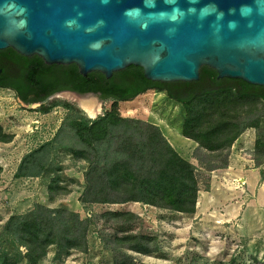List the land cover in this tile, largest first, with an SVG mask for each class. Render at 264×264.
<instances>
[{
    "label": "rangeland",
    "instance_id": "obj_1",
    "mask_svg": "<svg viewBox=\"0 0 264 264\" xmlns=\"http://www.w3.org/2000/svg\"><path fill=\"white\" fill-rule=\"evenodd\" d=\"M69 96L93 99L97 112L90 117ZM63 104L91 120L116 112L131 126L115 128L108 139L89 146L72 129L76 112ZM43 105L52 107L43 112ZM230 107V115L241 126L259 127L246 129L230 148L213 153L183 136L188 108L166 92L148 90L127 102L62 92L44 103L27 104L13 90L0 88V127L6 135L5 142H0V254L18 260L21 256V264H28L22 259L26 248L8 225L42 207L77 214L87 234L82 248L51 246L39 264H117L124 256H132L133 264H263L264 179L249 184L246 176L255 169L264 170V159L256 152V140L264 136V104L249 99ZM148 129L158 132L197 168L199 195L194 214L122 203L124 191L105 180L107 164L117 161L123 140L131 138L127 140L131 144L126 143L135 144L141 141L142 130ZM125 130L128 135L124 136ZM22 164V176L17 178ZM225 164L226 168H218ZM91 171L89 192L86 178ZM118 213L134 216L118 217ZM134 236H148L153 253L131 251L133 243L126 238Z\"/></svg>",
    "mask_w": 264,
    "mask_h": 264
},
{
    "label": "trees",
    "instance_id": "obj_2",
    "mask_svg": "<svg viewBox=\"0 0 264 264\" xmlns=\"http://www.w3.org/2000/svg\"><path fill=\"white\" fill-rule=\"evenodd\" d=\"M7 53L10 64L21 73L11 86L3 83L0 77V88L13 87L18 98L25 103H44L57 91L100 94L105 100L127 102L148 90L156 89L166 92L169 98L188 108L183 136L213 153L230 148L246 129L259 127L258 124L241 126L238 119L230 115V106L249 99L261 100L264 104V87L237 79H219L218 73L208 66L201 68L197 82L161 83L147 80L143 69L138 66H130L116 72L110 79L100 72L83 76L74 64L48 65L38 56L25 57L11 48L0 51L2 71L7 69L4 61ZM133 88L136 89L129 94ZM30 95H35L36 99L29 101ZM63 105L76 112V118L71 122L72 129L76 136L89 146H95L96 143L108 139L115 128L131 126L130 121L116 112H108L91 120L71 105ZM51 107L43 105L40 110L48 112ZM124 133V136L128 135L126 130ZM141 133V141L135 144L130 145V141H127L131 138L123 140L121 148L116 151L117 161L107 164L105 180L112 188L124 191L126 197L122 203L137 202L172 212L194 214L199 195L197 168L182 158L158 132L148 129L142 130ZM5 137L0 127V142H5ZM256 152L264 159V136H259L256 140ZM34 155L35 153L25 158L24 162L30 161ZM124 156H129L130 159H121ZM259 166L260 164L257 165ZM226 167L227 164L218 168ZM21 169L23 164L16 174L17 178L22 176ZM1 172L0 166V174ZM91 173L92 171L86 178L89 192L92 190ZM260 174L263 178L264 170H260ZM85 195H88V190ZM116 216L132 217L134 214L118 213ZM81 225L83 223H79V216L75 213L38 207L24 218L12 219L8 229L13 228L20 245L26 248L22 259L28 264H39L51 246L66 250L82 248L87 231L85 225L84 230ZM126 240L133 243L129 248L131 251L144 255L153 253L148 236L128 237ZM19 257L18 260L0 254V264H21V256ZM117 264H133V257L124 256V260Z\"/></svg>",
    "mask_w": 264,
    "mask_h": 264
},
{
    "label": "water",
    "instance_id": "obj_3",
    "mask_svg": "<svg viewBox=\"0 0 264 264\" xmlns=\"http://www.w3.org/2000/svg\"><path fill=\"white\" fill-rule=\"evenodd\" d=\"M9 48L83 76L138 66L149 81L188 83L208 66L264 87V0H0Z\"/></svg>",
    "mask_w": 264,
    "mask_h": 264
},
{
    "label": "flooded vegetation",
    "instance_id": "obj_4",
    "mask_svg": "<svg viewBox=\"0 0 264 264\" xmlns=\"http://www.w3.org/2000/svg\"><path fill=\"white\" fill-rule=\"evenodd\" d=\"M8 56H9V54L7 53V55L4 57V61H5V64L7 65V69L5 71H2V70L0 71V77H1V81L3 83L8 84L9 86H11V84L13 85L15 83V81L17 80L18 76L20 75L21 71L20 70H17L14 66H12L13 64H10V61L8 59ZM5 88L6 89H11V90H13L17 94V92L15 91V89H13V87H5ZM135 89L136 88H133L128 93L129 94L132 93ZM62 92H66V91H57L56 93H54L53 95H51L49 98H51V97H53V96H55V95H57L59 93H62ZM94 95H96V96H98L99 98L102 99V97H101L100 94H94ZM28 99H29V101H33L34 99H36V96L35 95H30L28 97ZM111 100H113V99H111ZM120 102H122V101H120ZM27 104H29V102Z\"/></svg>",
    "mask_w": 264,
    "mask_h": 264
},
{
    "label": "bare ground",
    "instance_id": "obj_5",
    "mask_svg": "<svg viewBox=\"0 0 264 264\" xmlns=\"http://www.w3.org/2000/svg\"><path fill=\"white\" fill-rule=\"evenodd\" d=\"M70 99H73L75 102H78V104L81 106V108L88 113V115L90 116H94L95 113L97 112V110L95 109V107H97V103L95 104L92 100H85L84 98L79 99V98H75L73 96H69ZM90 116V117H91Z\"/></svg>",
    "mask_w": 264,
    "mask_h": 264
},
{
    "label": "crops",
    "instance_id": "obj_6",
    "mask_svg": "<svg viewBox=\"0 0 264 264\" xmlns=\"http://www.w3.org/2000/svg\"><path fill=\"white\" fill-rule=\"evenodd\" d=\"M230 169H231V167L229 168V170ZM226 172H228V171H226ZM261 179H264V177L262 178V176L260 174V170H258V169H255L253 171V173H249V175L246 176V182H249V184H252L253 182H258ZM262 188H264V181L262 182Z\"/></svg>",
    "mask_w": 264,
    "mask_h": 264
}]
</instances>
